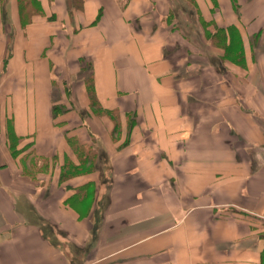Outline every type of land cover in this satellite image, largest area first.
<instances>
[{"label": "crops", "instance_id": "0c3cea01", "mask_svg": "<svg viewBox=\"0 0 264 264\" xmlns=\"http://www.w3.org/2000/svg\"><path fill=\"white\" fill-rule=\"evenodd\" d=\"M21 8L0 0V264H264V0Z\"/></svg>", "mask_w": 264, "mask_h": 264}, {"label": "trees", "instance_id": "16d2710c", "mask_svg": "<svg viewBox=\"0 0 264 264\" xmlns=\"http://www.w3.org/2000/svg\"><path fill=\"white\" fill-rule=\"evenodd\" d=\"M20 2H21V7H22L21 9H25V8L28 7V4L30 2H33V0H20ZM23 19L26 21V17H24ZM89 85H90V88H91L92 84L90 83ZM92 97H93V102H95L96 100H95L94 94L92 95Z\"/></svg>", "mask_w": 264, "mask_h": 264}, {"label": "rangeland", "instance_id": "374dc122", "mask_svg": "<svg viewBox=\"0 0 264 264\" xmlns=\"http://www.w3.org/2000/svg\"><path fill=\"white\" fill-rule=\"evenodd\" d=\"M88 75H89V72H88Z\"/></svg>", "mask_w": 264, "mask_h": 264}]
</instances>
